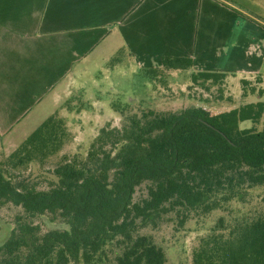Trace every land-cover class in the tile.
<instances>
[{
	"label": "trees",
	"instance_id": "1",
	"mask_svg": "<svg viewBox=\"0 0 264 264\" xmlns=\"http://www.w3.org/2000/svg\"><path fill=\"white\" fill-rule=\"evenodd\" d=\"M162 66L193 63L164 56ZM132 105L120 104L122 125L101 127L85 156L62 155L45 186L20 170L62 153L71 138L65 117H48L11 154L0 150V205L23 210L0 242V264H166L164 248L138 232L145 224L170 211L182 224L190 213L210 214L264 187V126L231 137L199 107L139 113ZM142 184L146 196L134 201ZM46 214L62 225L42 232L32 218ZM190 264H264V213L219 216L197 237Z\"/></svg>",
	"mask_w": 264,
	"mask_h": 264
},
{
	"label": "crops",
	"instance_id": "2",
	"mask_svg": "<svg viewBox=\"0 0 264 264\" xmlns=\"http://www.w3.org/2000/svg\"><path fill=\"white\" fill-rule=\"evenodd\" d=\"M244 12L230 0H0V134L69 82L74 68H88L100 48L127 51L143 70L176 72L165 70L164 56L191 58L199 76L256 68L264 29L242 19L240 43Z\"/></svg>",
	"mask_w": 264,
	"mask_h": 264
},
{
	"label": "rangeland",
	"instance_id": "3",
	"mask_svg": "<svg viewBox=\"0 0 264 264\" xmlns=\"http://www.w3.org/2000/svg\"><path fill=\"white\" fill-rule=\"evenodd\" d=\"M230 1L251 18L238 13L239 29L237 31L236 25L235 36L240 43L244 30L242 19L264 29L258 23H264V0ZM257 18L258 21H255ZM261 35L264 38V33ZM262 51L264 53V48ZM116 52H111L108 47L95 51L89 57L88 68H74L76 75L73 74L69 82L60 83L58 91L50 94L26 118L22 117L11 131L0 134V149L9 155L48 117L55 114L65 117L71 138L64 144L62 153L20 170L28 176L29 183L35 184L36 181L39 183L37 186H45V176L62 155L85 156L90 141L101 127L108 123L120 127L124 119L116 110L126 101L134 103L129 106L130 111L139 113L143 108L155 111L202 108L218 116L231 137L255 133L263 128L264 56L258 66L249 69V72L237 68L230 73H213L207 77L199 76L200 71L192 69L176 72L138 69L132 65L127 51L122 50L119 55ZM116 56L120 60L111 61ZM68 105L80 110L71 112ZM43 109H46L45 112H42ZM145 196L146 185L142 184L136 189L133 199L139 201ZM22 213L20 207L11 203L0 205V242L13 226L14 217ZM258 213H264L262 186L250 189L242 199L228 201L210 214L200 211L190 213L182 224L174 211L163 213L154 223L145 224L138 232L152 235L154 241L164 248L166 264H190L191 249L197 237L205 234L219 216H252ZM32 221L42 232L62 225L58 217L52 219L47 214L34 217Z\"/></svg>",
	"mask_w": 264,
	"mask_h": 264
},
{
	"label": "water",
	"instance_id": "4",
	"mask_svg": "<svg viewBox=\"0 0 264 264\" xmlns=\"http://www.w3.org/2000/svg\"><path fill=\"white\" fill-rule=\"evenodd\" d=\"M221 134H222V136H224L225 138H227L226 137V135L225 134H223L222 132H221ZM228 140V142H230L231 143V141L229 140V139H227Z\"/></svg>",
	"mask_w": 264,
	"mask_h": 264
}]
</instances>
